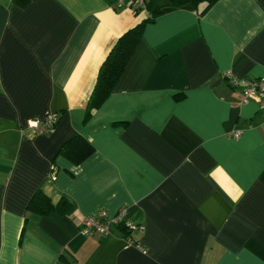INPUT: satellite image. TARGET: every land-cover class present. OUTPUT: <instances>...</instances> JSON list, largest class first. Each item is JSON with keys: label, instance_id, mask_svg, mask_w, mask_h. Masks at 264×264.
I'll use <instances>...</instances> for the list:
<instances>
[{"label": "crops", "instance_id": "obj_1", "mask_svg": "<svg viewBox=\"0 0 264 264\" xmlns=\"http://www.w3.org/2000/svg\"><path fill=\"white\" fill-rule=\"evenodd\" d=\"M141 22L112 93L87 110ZM225 74L264 76V0H0V264H264V111ZM49 113L55 131L34 136L27 122ZM75 137L93 147L79 164L58 154ZM37 192L70 208L30 212ZM122 207L132 232L80 233Z\"/></svg>", "mask_w": 264, "mask_h": 264}, {"label": "trees", "instance_id": "obj_2", "mask_svg": "<svg viewBox=\"0 0 264 264\" xmlns=\"http://www.w3.org/2000/svg\"><path fill=\"white\" fill-rule=\"evenodd\" d=\"M186 1L187 0H171L174 6H181ZM15 2L23 5L26 0H15ZM147 21H150V18H148ZM144 26L145 22H141L123 34L114 44L99 70L95 87L88 102L87 110L99 107L112 93L136 49ZM88 117L89 113L85 116V121ZM92 152L93 147L86 140L81 137H75L67 141L60 148L58 154L67 157L74 164H79L91 155ZM69 208L70 203L66 199L61 198L58 203L54 205L49 198L41 192H37L28 205L29 211L37 215H46L50 212L63 214L66 213ZM118 227H122V229L128 233L125 227Z\"/></svg>", "mask_w": 264, "mask_h": 264}, {"label": "built area", "instance_id": "obj_3", "mask_svg": "<svg viewBox=\"0 0 264 264\" xmlns=\"http://www.w3.org/2000/svg\"><path fill=\"white\" fill-rule=\"evenodd\" d=\"M148 0H109L111 8L120 10L124 8L133 9L136 12L144 11ZM229 85L240 93V103L246 104L251 98L256 97L260 101L259 109L264 111V76L258 78H238L231 74H225ZM58 113H49L41 121L31 120L27 122L29 129L34 136L51 135L59 122ZM240 132H235L233 138H238ZM126 208H120L116 214L109 216L105 210H100L95 216H86L82 221L80 233L84 236L93 234L106 235L111 232L112 226H123L130 233L136 226L125 220ZM126 240L140 250L144 251L139 243H135L130 236Z\"/></svg>", "mask_w": 264, "mask_h": 264}]
</instances>
